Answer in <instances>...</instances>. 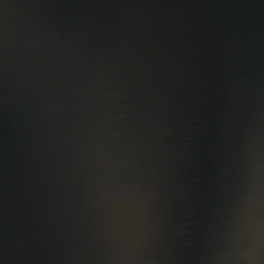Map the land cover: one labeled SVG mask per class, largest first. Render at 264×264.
Returning <instances> with one entry per match:
<instances>
[{
  "label": "water",
  "instance_id": "obj_1",
  "mask_svg": "<svg viewBox=\"0 0 264 264\" xmlns=\"http://www.w3.org/2000/svg\"><path fill=\"white\" fill-rule=\"evenodd\" d=\"M0 264H264V0H0Z\"/></svg>",
  "mask_w": 264,
  "mask_h": 264
}]
</instances>
